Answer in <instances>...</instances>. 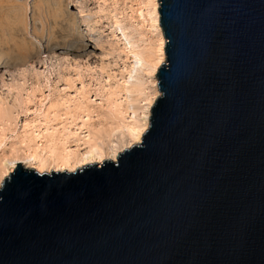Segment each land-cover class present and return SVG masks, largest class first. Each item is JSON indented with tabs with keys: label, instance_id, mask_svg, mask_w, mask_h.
<instances>
[{
	"label": "water",
	"instance_id": "water-1",
	"mask_svg": "<svg viewBox=\"0 0 264 264\" xmlns=\"http://www.w3.org/2000/svg\"><path fill=\"white\" fill-rule=\"evenodd\" d=\"M165 62L116 161L0 186V264H264V0H159Z\"/></svg>",
	"mask_w": 264,
	"mask_h": 264
},
{
	"label": "rangeland",
	"instance_id": "rangeland-1",
	"mask_svg": "<svg viewBox=\"0 0 264 264\" xmlns=\"http://www.w3.org/2000/svg\"><path fill=\"white\" fill-rule=\"evenodd\" d=\"M149 1L0 0L1 163L51 145L86 151L98 141L108 151L128 135L144 98L160 95L157 70L128 84V42L146 53L158 44Z\"/></svg>",
	"mask_w": 264,
	"mask_h": 264
},
{
	"label": "bare ground",
	"instance_id": "bare-ground-1",
	"mask_svg": "<svg viewBox=\"0 0 264 264\" xmlns=\"http://www.w3.org/2000/svg\"><path fill=\"white\" fill-rule=\"evenodd\" d=\"M149 4L151 5V7L148 12V15L152 20L154 29L158 32V37H159L157 42L158 44L155 48L156 50L151 52L149 51L146 53V52H142L141 50H138L137 46L131 41L128 42L130 46V51L134 56V65L129 72L130 76H129L128 84H132L134 79H137L139 77L138 75L140 71L143 69L147 70L148 73L155 75L158 66L165 60L164 47H165L166 39L164 37L162 28L159 23V16H160V13L158 11L159 1L150 0ZM60 34H61V38H59V40L61 42L65 36V32L63 29L60 30ZM124 35L125 37H127L125 33ZM140 82L144 83V81H140ZM137 83L138 84L136 85L140 86L139 82ZM138 86L135 87L136 89L133 88L135 92L136 91L140 92L139 91L140 87L138 88ZM141 86L144 87V84ZM130 87H128L129 88L128 91H130L131 93L132 91ZM139 94H141V92ZM144 99L146 101L147 100L149 101V103L143 108L144 111L143 114L145 115L142 118H138V120H136V122H134L133 124L128 125V127H126L128 131V135L125 136V133L123 132L121 134L122 136L120 138V141H118L119 143L113 142L112 145L109 146V149L107 148L108 151L105 150L106 146H104V144L102 143H99L98 141H94L90 143L89 147L86 148L87 149L86 151L70 150L66 145L62 147H59L57 145H51L41 150L32 149L31 151H29L30 153L25 154L23 157L20 158L14 157L9 160L7 159V161H4V163L0 162V181L5 176V174L10 173V171H13V169L15 168L18 162L24 164L28 168H33L38 172H50V171H74L79 167L80 168L83 167L84 165H88L96 162L103 163L104 161L103 159H105L108 156L113 161H116L120 149L124 148L125 146L130 147L132 143H140L143 133L148 128L149 118L151 113L150 109L153 104V97L148 95Z\"/></svg>",
	"mask_w": 264,
	"mask_h": 264
}]
</instances>
